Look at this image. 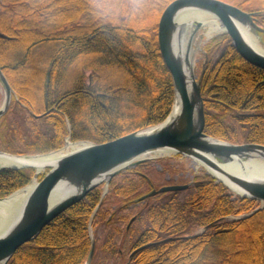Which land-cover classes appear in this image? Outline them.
Returning <instances> with one entry per match:
<instances>
[{
  "label": "trees",
  "instance_id": "obj_1",
  "mask_svg": "<svg viewBox=\"0 0 264 264\" xmlns=\"http://www.w3.org/2000/svg\"><path fill=\"white\" fill-rule=\"evenodd\" d=\"M170 1L0 0L6 35L0 36V69L15 93L0 116V150L45 153L66 138L103 142L163 121L174 92L156 31ZM225 1L257 11L255 21L264 27V0ZM205 48L207 54L221 50L208 58L201 83L205 132L264 144V69L241 57L226 32ZM151 160L114 175L98 208L103 186L89 191L19 246L8 264H85L90 220L93 229L102 226L91 264H264L258 200L201 172L183 190L135 202L151 185L175 181ZM33 173L31 167L0 169V197L28 184Z\"/></svg>",
  "mask_w": 264,
  "mask_h": 264
},
{
  "label": "water",
  "instance_id": "obj_2",
  "mask_svg": "<svg viewBox=\"0 0 264 264\" xmlns=\"http://www.w3.org/2000/svg\"><path fill=\"white\" fill-rule=\"evenodd\" d=\"M188 12L205 13L217 18L223 25L222 31L229 35L232 46L241 57L250 64L264 69V27L255 21L257 11L243 9L225 0H171L160 13L156 31L160 54L173 83L174 100L169 114L163 121L145 130L131 131L103 142H73L77 147L56 159L43 162L40 170L36 169L37 164L34 163L11 167L0 166V169L31 167L35 168L33 177L40 176L33 182L18 215L0 230V264H8L19 246L33 239L46 224L80 201L89 191L103 185L101 198L96 206L98 208L114 175L145 160L156 158L148 154L159 150L180 154L198 162L208 174L231 192L240 197L258 200L261 205L257 209L264 206V175L250 173L247 168V165L252 166L255 163L264 166V144L233 143L205 132V114L201 95L205 64L202 65L197 76L194 53L191 50L196 29L203 23L181 20L179 15ZM191 25L194 28L190 30ZM243 28L249 30L252 39L255 38L262 49L259 50L255 44H252L253 42L245 36ZM0 36L6 37L1 31ZM185 37V48H183L182 42ZM48 84L49 73L45 82V95ZM0 86L3 90L1 116L15 96L1 69ZM176 103L179 108L173 114ZM51 152L14 154L0 150V155L22 161L31 156ZM231 162H235L241 171H237L234 164L227 165ZM28 185L30 184L21 188ZM188 186L189 183H173L158 188L151 185L148 192L135 198L134 201H141L165 191L183 190ZM55 190L62 191V195L59 199L51 201ZM9 195L0 197V200ZM133 219L134 217L130 219L129 224ZM168 239L171 237L159 241ZM153 243L149 242L137 247L132 251L131 256ZM94 248L95 239L91 237L85 264H91Z\"/></svg>",
  "mask_w": 264,
  "mask_h": 264
},
{
  "label": "bare ground",
  "instance_id": "obj_3",
  "mask_svg": "<svg viewBox=\"0 0 264 264\" xmlns=\"http://www.w3.org/2000/svg\"><path fill=\"white\" fill-rule=\"evenodd\" d=\"M179 17L181 18V20H184L187 22H189V20H191L192 22L200 21L203 24H207L209 26V31L206 34L207 36H211L210 35V34H212L211 32H214L215 29H218L221 31L223 30V25L221 24V22L217 18H215L214 16L209 15V14L200 13V12H188L186 14L182 13L181 15H179ZM243 32H244L245 36L248 37V39H250L253 42L252 44H255L257 49H259V50L262 49L261 46L256 42V40H254L255 38L252 39L253 36L249 32V30H247L246 28H243ZM185 41H186V37H185V39H183V42H182L183 48H185ZM193 44H194V41L192 42L191 50L195 54V51L197 49H200V47H199V45H196L194 48ZM178 108H179V105H178V103H176L174 108H173L172 113L173 114L176 113ZM153 126H155V125H153ZM153 126H150V127H153ZM150 127H148V128H150ZM75 147H77V144L67 142L66 145L63 146V148L61 150H58L55 152L52 151L51 153H48V154H39V155L31 156V157H29L25 160H22V161L16 160L10 156L0 155V166L11 167V166H22V165L34 163V164H37L36 169L40 170V169H42V167L40 165L43 162H47V161L56 159V158L60 157L62 154L72 150ZM157 153L159 156L172 154V153H169V152H166L163 150H159V152H157ZM230 164L231 165L234 164L235 169L237 171H241V169L238 167V165L235 162L228 163L227 165H230ZM247 168L250 171V173H253V174L257 173V174L262 175V176L264 175V166L261 164L255 163V165H252V166L247 165ZM44 170H47V169H44ZM42 172H44V171H42ZM32 184H33V182L24 188L16 190L13 193L11 192L12 194H10L8 197L0 200V230H2L16 215H18L24 199L26 198L28 192L32 188ZM61 195H62V191L55 190L53 192V199L51 201H55V200L59 199L61 197Z\"/></svg>",
  "mask_w": 264,
  "mask_h": 264
},
{
  "label": "rangeland",
  "instance_id": "obj_4",
  "mask_svg": "<svg viewBox=\"0 0 264 264\" xmlns=\"http://www.w3.org/2000/svg\"><path fill=\"white\" fill-rule=\"evenodd\" d=\"M62 8V7H61ZM16 15V13H15ZM191 21V20H189ZM194 28L193 25L190 26V30ZM209 31V26L207 24H203L199 26L196 29L195 35L193 37L194 41V48L196 45H199L200 49H197L194 54V65H195V74L198 76V74L201 71L202 65L206 64L207 60L209 57L212 58V60L216 59L217 56L220 53V49H217L216 51L211 50L210 54H207V50L205 48L206 42L213 36L221 33V30L215 29L214 32H211V36H207V32ZM264 40V38H263ZM87 73V72H86ZM3 100V90L0 86V104L2 103ZM81 141H87V140H81ZM66 142H76V141H71L69 138L65 139V142L63 146L66 145ZM149 156H156V158H153L151 161V164L157 170L158 172H162L164 174L165 179H174V183H190L192 179H194V175L201 173V172H206L203 166H201L198 162L182 155L178 154H170V155H163L159 156L157 152H152L148 154ZM134 167V166H133ZM131 168V167H130ZM175 168L177 171L175 172H170L169 169ZM40 177V176H39ZM39 177L34 178L32 176L30 182L28 184H31L33 181H37ZM156 188L160 187L161 185H154ZM151 188V187H150ZM150 188L146 191L148 192ZM145 192V193H146ZM261 205V202H259ZM130 221V220H129ZM129 226V223L128 225ZM102 226H98V231L97 229H93L92 224L89 222V236L90 239L91 237L95 239L96 243V236L99 234V230L101 231ZM200 231V228L197 230ZM132 253V252H131ZM131 254L129 255V257Z\"/></svg>",
  "mask_w": 264,
  "mask_h": 264
}]
</instances>
